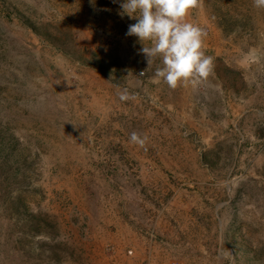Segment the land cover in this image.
Segmentation results:
<instances>
[{
  "label": "rangeland",
  "instance_id": "obj_1",
  "mask_svg": "<svg viewBox=\"0 0 264 264\" xmlns=\"http://www.w3.org/2000/svg\"><path fill=\"white\" fill-rule=\"evenodd\" d=\"M121 3L0 0V264H264V9L203 0L172 90Z\"/></svg>",
  "mask_w": 264,
  "mask_h": 264
},
{
  "label": "clouds",
  "instance_id": "obj_2",
  "mask_svg": "<svg viewBox=\"0 0 264 264\" xmlns=\"http://www.w3.org/2000/svg\"><path fill=\"white\" fill-rule=\"evenodd\" d=\"M202 4L203 0H123L119 5L122 17L136 20L128 26L126 35L138 38L148 66L160 61L153 83H164L174 90L189 83L195 86L211 74L213 58L204 50L207 33L187 19ZM253 6L264 9V0H253ZM119 98L125 101L129 96L121 93ZM130 140L144 144L135 132Z\"/></svg>",
  "mask_w": 264,
  "mask_h": 264
}]
</instances>
